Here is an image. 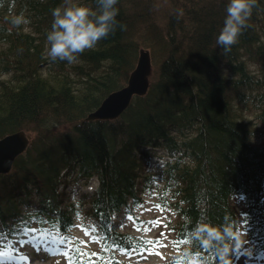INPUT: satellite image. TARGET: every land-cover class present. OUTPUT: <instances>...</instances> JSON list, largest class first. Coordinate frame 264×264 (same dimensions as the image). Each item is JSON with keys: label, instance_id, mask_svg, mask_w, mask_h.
I'll list each match as a JSON object with an SVG mask.
<instances>
[{"label": "trees", "instance_id": "obj_1", "mask_svg": "<svg viewBox=\"0 0 264 264\" xmlns=\"http://www.w3.org/2000/svg\"><path fill=\"white\" fill-rule=\"evenodd\" d=\"M62 2L0 0V138L17 130L36 134L11 172L0 175L2 231L39 226L66 235L84 212L97 218L104 234L93 264H117L112 256L123 248V236L111 231L109 216L132 213L128 204L138 203L139 189L160 193L163 186L162 201H174L178 219L177 252L162 264H220L215 249L193 235L198 224L231 225L239 241L244 237L238 248L236 238L229 240L231 264L243 248L251 257L260 254L264 0H256L242 34L227 50L217 37L229 0H118L115 31L74 63L48 56L52 10ZM77 2L96 8V0ZM21 14L29 23L14 25ZM140 48L148 49L151 58L147 93L135 97L117 120H85L125 84ZM235 102L238 110H233ZM248 106L256 118L244 120L239 112ZM153 155L166 157L160 180L147 175L146 159ZM93 176L99 185L90 206L61 209L60 185ZM238 197L242 214L234 205ZM30 200L40 206L22 216L21 206ZM127 243L146 244L134 236ZM78 259L70 256L69 261L77 264Z\"/></svg>", "mask_w": 264, "mask_h": 264}, {"label": "rangeland", "instance_id": "obj_2", "mask_svg": "<svg viewBox=\"0 0 264 264\" xmlns=\"http://www.w3.org/2000/svg\"><path fill=\"white\" fill-rule=\"evenodd\" d=\"M233 108L238 110L235 105ZM254 113L255 111L251 112V114ZM239 114L242 116V119L246 120V112L244 110L239 112ZM248 119L250 118L248 117ZM27 134L31 140L36 136L35 132L27 131ZM69 186H72V188L69 189L68 187L65 190L69 198L68 200L72 198L71 195L68 194V191L73 190L70 192L71 194L75 191V193H78L79 195L81 192L90 191L94 185L91 182H88L84 187L83 183L78 184L76 182ZM68 200L66 201L67 203H69ZM60 202V206H64L65 201ZM75 204L78 206L77 202ZM234 205L236 206L238 213L242 214L244 204L239 197L237 200H234ZM173 211L174 207L171 204L162 205L157 201L153 193L145 192L143 193L141 201L133 208V215L131 217L122 215L117 216L118 219L120 218L118 222L124 223L122 225V230L124 232L142 235L149 239L147 242V248L143 249L141 252H124L120 255L122 264H158L169 260L176 254L177 247L173 243L174 232L171 228L176 221V214ZM241 234L244 235V233ZM52 237L53 239L50 240L55 241L56 247L58 248L57 251L52 253H48V250L36 252L33 245L37 243L40 244V239L37 232H29L24 238L29 243L25 244L23 247H19L18 245L17 254H8L9 257L0 259V264H16L21 259V264H24V262H26L25 264H68L69 256H65V254L71 249L76 250V252H79L78 250H80L82 254L88 256L87 260L91 261V256H93L94 253H97L100 249V246L97 243L99 236L93 235V228L90 226L89 220L82 216L75 220L69 236H65L63 239H60L57 235H52ZM34 239L37 242H35ZM242 242H244L243 236L240 237L239 243ZM47 245H50V242H47ZM50 247L51 246H47V248ZM45 252L47 254H44ZM32 253L40 254V256H34ZM251 259L247 248H243L236 253L235 264H264V253L260 258L257 260L255 259V261ZM189 264L198 263L190 262Z\"/></svg>", "mask_w": 264, "mask_h": 264}, {"label": "clouds", "instance_id": "obj_3", "mask_svg": "<svg viewBox=\"0 0 264 264\" xmlns=\"http://www.w3.org/2000/svg\"><path fill=\"white\" fill-rule=\"evenodd\" d=\"M117 3L118 0H96L93 9L77 0H63L60 7L52 10L53 21L47 34L51 61L74 63L79 54L93 49L114 32L119 11L115 7ZM255 5L256 0H229L224 24L217 37L218 45L227 50L237 42ZM12 23L19 26L29 21L21 14ZM193 235L205 246L215 249L220 264H231L228 259L230 239L236 238V247L240 246L238 234L233 233L231 225L198 224Z\"/></svg>", "mask_w": 264, "mask_h": 264}, {"label": "water", "instance_id": "obj_4", "mask_svg": "<svg viewBox=\"0 0 264 264\" xmlns=\"http://www.w3.org/2000/svg\"><path fill=\"white\" fill-rule=\"evenodd\" d=\"M150 71V54L142 48L138 51L135 67L128 75L125 85L107 94L86 119L112 120L120 116L133 96H143L147 92ZM29 143V135L24 130H17L0 138V174L11 170L15 159L27 150Z\"/></svg>", "mask_w": 264, "mask_h": 264}, {"label": "snow or ice", "instance_id": "obj_5", "mask_svg": "<svg viewBox=\"0 0 264 264\" xmlns=\"http://www.w3.org/2000/svg\"><path fill=\"white\" fill-rule=\"evenodd\" d=\"M35 231H36L35 229H30V230L25 232V236H27L29 234V232L34 233ZM27 243H29L27 240L20 241L19 247H23ZM33 248L36 252L47 251V249L42 244H35V245H33Z\"/></svg>", "mask_w": 264, "mask_h": 264}]
</instances>
